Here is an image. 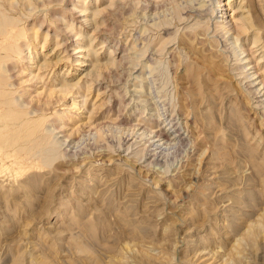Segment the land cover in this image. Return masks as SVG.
Wrapping results in <instances>:
<instances>
[{
	"label": "rangeland",
	"instance_id": "374dc122",
	"mask_svg": "<svg viewBox=\"0 0 264 264\" xmlns=\"http://www.w3.org/2000/svg\"><path fill=\"white\" fill-rule=\"evenodd\" d=\"M0 14V264H264V0Z\"/></svg>",
	"mask_w": 264,
	"mask_h": 264
},
{
	"label": "bare ground",
	"instance_id": "6f19581e",
	"mask_svg": "<svg viewBox=\"0 0 264 264\" xmlns=\"http://www.w3.org/2000/svg\"><path fill=\"white\" fill-rule=\"evenodd\" d=\"M212 2H213V1H212ZM209 6H210V5H209ZM211 11H212V10H211ZM0 15H1V14H0ZM2 15H3V14H2ZM2 15H1V16H2ZM1 16H0V17H1ZM2 17H3V16H2ZM7 17H8V16H7ZM7 17H6V18H7ZM4 18H5V17H4ZM4 18H3V19H4ZM6 18H5V19H6ZM9 18H10V17H9ZM9 18H7V19H9ZM6 22H7V21H6ZM6 22H5V23H6ZM14 22H15V21H14ZM1 23H2V21H1ZM1 23H0V24H1ZM247 23H248V22H247ZM14 24H15V23H14ZM7 25H8V24H7ZM247 25H248V24H247ZM1 26H2V25H1ZM9 26H10V24H9ZM248 26H249V25H248ZM250 26H251V25H250ZM250 26H249V27H250ZM5 27H6V26H5ZM246 28H248V27H246ZM4 30H5V28H4ZM245 30H246V29H245ZM2 32H4V31L2 30ZM233 37H234V36H233ZM234 38H235V39H234ZM234 38H233V39H234V44L236 45V46H235V45L233 44V41H232V45H234V47H235V48L233 47L234 50L239 49L240 51L238 50V52H239V53L241 52L240 54H243L244 51H242V48H240V46L238 45V42H239V41H238V38H237L236 36H235ZM233 39H232V40H233ZM228 41H229V40H228ZM8 45H9V44H8ZM16 45H17V44H16ZM5 48H6V47H5ZM7 49H8V48H7ZM227 51H228V50H227ZM10 52H11V51H10ZM12 53H13V52H12ZM6 55H7V53H6ZM6 55H5V56H6ZM8 57H9V56H8ZM5 58H7V56H6ZM241 60H242V59L238 58V61H241ZM244 67H245V65L241 66V64L237 66V68H239V69H241V70H242ZM0 69H1V68H0ZM2 73H3V71H2ZM0 74H1V73H0ZM255 74H256V73H254V74H252V75H255ZM4 75H5V73H4ZM247 76H248V75H247ZM1 77H3V76H1ZM249 77H250V75H249ZM0 80H2V79H0ZM3 80H5V79H3ZM7 80H9V78H7ZM1 82H2V81H1ZM261 84H262V83H261ZM3 85H4V84H3ZM4 86H5V85H4ZM257 86H258V85H257ZM7 87H8V86H7ZM255 88H258V87L255 86ZM254 92H255V91H254ZM9 93H10V92H9ZM15 93H16V92H15ZM5 94H6V92H5ZM10 94H12V93H10ZM10 94H9V95H10ZM7 96H8V95H7ZM3 97H4V96H3ZM3 97H2V98H3ZM0 98H1V97H0ZM5 98H6V97H5ZM3 100H4V98H3ZM3 100H2V101H3ZM8 100H9V99H8ZM9 101H10V100H9ZM142 101H143V100H142ZM144 101H147V100L145 99ZM261 101H262V100H261ZM12 102H14V101H12ZM0 103H2V102L0 101ZM262 103L264 104V101H262ZM10 104H11V102H10ZM10 106H11V105H10ZM12 108H13V107H12ZM22 109H23V108H22ZM26 109H27V108H26ZM7 110H8V109H7ZM9 110H10V109H9ZM9 110H8V111H9ZM11 110H12V109H11ZM20 110H21V109H20ZM14 111H15V110H14ZM18 111H19V110H18ZM22 111H24V110H22ZM22 111H21V112H22ZM5 112H6V111H5ZM22 114H23V113H22ZM28 114H29V113H28ZM2 115H3V114H2ZM5 115H6V114H5ZM7 115H8V114H7ZM26 115H27V112H26ZM18 116H19V115H18ZM19 117L22 118V115L19 116ZM19 117H18V118H19ZM10 118H11V117H10ZM167 118H168V117H167ZM17 120H18V119H17ZM31 120H33V119H31ZM31 120H30V123H29V124L32 123ZM34 120H35V119H34ZM37 120H38V118H37ZM39 120H40V119H39ZM44 120H45V118H44ZM27 121H28V119H27ZM7 122H8V121H7ZM24 122H25V121H24ZM38 122H39V121H38ZM42 122H44V121H42ZM42 122H41V123H42ZM26 123H27V122H26ZM21 124H22V123H21ZM42 124H43V123H42ZM42 124H41V127H42ZM118 124H119V123H118ZM27 125H28V124H27ZM31 125H32V124H31ZM36 125H37V124H36ZM36 125H34V126L36 127ZM25 126H26V125H25ZM34 126L31 127V128L34 129ZM118 126H120V125H118ZM23 127H24V126H23ZM23 127H22V128H23ZM26 127H29V125L26 126ZM37 127H39V126L37 125ZM37 127H36V128H37ZM120 127H122V126H120ZM20 128H21V127H20ZM31 128H27L28 130H26V131H29V129H30V132H31V131H32ZM39 128H40V127H39ZM16 129H17V128H16ZM25 129H26V128H25ZM37 129H38V128H37ZM17 130L19 131L20 129L18 128ZM17 130H16V131H17ZM35 130H36V129H35ZM40 130H41V129H40ZM142 130H143V129H142ZM146 130H147V129H146ZM16 131H15V132H16ZM18 131H17V133H18ZM22 131H23L24 134H25L26 131H25V130H22ZM149 131H150V130H149ZM19 132H20V131H19ZM164 132H165V131H164ZM27 133H29V132H27ZM31 133H33V132H31ZM37 133H39V132L37 131ZM37 133H36V134H37ZM152 133L154 134V136L157 135V133H155L154 131H151V134H152ZM15 134H16V133H15ZM158 134H159V133H158ZM162 134H163V133H162ZM4 135H5V134H4ZM16 135H17V134H16ZM25 135H27V134H25ZM149 135H150V134H149ZM0 136H1V135H0ZM5 136H7V135H5ZM18 136H19V133H18ZM32 136L34 137L33 134H32ZM41 136H42V135H41ZM154 136H153V137H154ZM12 137H13V136H12ZM19 137H20V136H19ZM19 137H18V138H19ZM159 137H160V136H159ZM159 137L157 136V138H159ZM163 137H164V136H163ZM5 138H7V137H5ZM5 138L3 137V140H4ZM14 138H16V136H14ZM21 138H23V135H22ZM21 138H19V139H21ZM179 138H180V137H179ZM179 138H178V140H179ZM0 139H2V138H0ZM35 139H36V138H35ZM37 139H38V136H37ZM182 139H183V138H182ZM5 140H6V139H5ZM5 140H4V141H5ZM7 140H8V138H7ZM7 140H6V141H7ZM24 140H25V139H24ZM28 140H30V139H28ZM31 140H32V139H31ZM40 140H41V139H40ZM40 140H39V142H37V143H40ZM176 140H177V139H176ZM14 141H15V140H14ZM26 141H27V140H26ZM33 141H34V140H33ZM0 143H2V142H0ZM16 143H18V142L16 141ZM20 143H21V141H20ZM25 143H26V142H25ZM32 143H33V142H32ZM32 143L30 142V144H32ZM11 144H12V143H11ZM11 144H10V145H11ZM13 144H14V142H13ZM26 144H27V143H26ZM177 144H178V143H177ZM5 145H7V144H5ZM10 145H7V146L9 147ZM39 145H40V144H39ZM42 145H43V144H42ZM12 146H13V145H12ZM30 146H31V145H30ZM40 146H41V145H40ZM5 147H6V146H5ZM24 147H25V145H24ZM26 147H28V145H27ZM35 147H36V146H35ZM36 148H37V147H36ZM36 148H35V150H36ZM57 148H58V147H57ZM31 150H32V149H31ZM21 151H23V149H22ZM29 151H30V149H29ZM45 151H48V150L45 149ZM51 151H52V149L50 150V153H53V152H51ZM37 152H39V151H37ZM43 152H44V151H43ZM26 153H27V152H26ZM46 153H47V152H46ZM28 154H29V153H28ZM45 157H46V156H45ZM49 160H50V159H49ZM46 161H47V159H46ZM50 161H51V160H50Z\"/></svg>",
	"mask_w": 264,
	"mask_h": 264
}]
</instances>
